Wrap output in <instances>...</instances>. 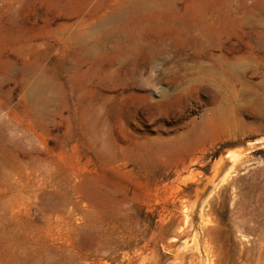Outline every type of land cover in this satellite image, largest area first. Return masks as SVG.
Returning a JSON list of instances; mask_svg holds the SVG:
<instances>
[{"label": "rangeland", "instance_id": "rangeland-1", "mask_svg": "<svg viewBox=\"0 0 264 264\" xmlns=\"http://www.w3.org/2000/svg\"><path fill=\"white\" fill-rule=\"evenodd\" d=\"M0 264H264V0H0Z\"/></svg>", "mask_w": 264, "mask_h": 264}, {"label": "bare ground", "instance_id": "bare-ground-1", "mask_svg": "<svg viewBox=\"0 0 264 264\" xmlns=\"http://www.w3.org/2000/svg\"><path fill=\"white\" fill-rule=\"evenodd\" d=\"M234 157V156H233ZM233 159V158H232ZM216 188V187H215ZM184 207V206H183ZM185 209V208H184ZM183 215H184V213H182ZM186 215V214H185ZM183 217V216H182ZM186 220H185V222H187L188 220L187 219H189L188 218V216H187V218L186 217H184ZM183 219V218H182ZM181 221H183V220H181ZM177 230V229H176ZM180 230V229H179Z\"/></svg>", "mask_w": 264, "mask_h": 264}]
</instances>
